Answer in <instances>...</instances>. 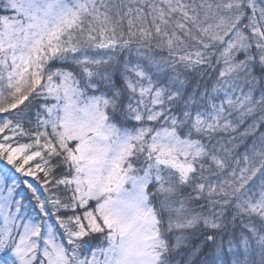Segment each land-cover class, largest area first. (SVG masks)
Listing matches in <instances>:
<instances>
[{"label":"snow or ice","instance_id":"1","mask_svg":"<svg viewBox=\"0 0 264 264\" xmlns=\"http://www.w3.org/2000/svg\"><path fill=\"white\" fill-rule=\"evenodd\" d=\"M0 264H264V0H0Z\"/></svg>","mask_w":264,"mask_h":264}]
</instances>
